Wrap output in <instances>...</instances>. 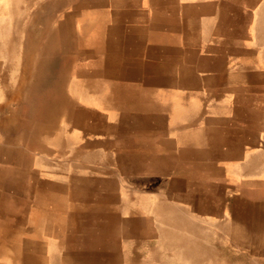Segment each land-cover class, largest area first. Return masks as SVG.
I'll use <instances>...</instances> for the list:
<instances>
[{"label":"rangeland","instance_id":"374dc122","mask_svg":"<svg viewBox=\"0 0 264 264\" xmlns=\"http://www.w3.org/2000/svg\"><path fill=\"white\" fill-rule=\"evenodd\" d=\"M58 6L49 13L57 15L51 57L45 50L47 66L37 77L47 85L45 104L36 106L35 138L29 141L25 129L23 147L48 154L57 171L80 165L73 170L87 178L85 189L68 193L73 206L46 207V191L33 195L35 205L23 206L14 202L15 189L0 183V264H94L115 251L141 256L145 264H188L172 259L177 245L157 244L154 224L168 215L195 219L201 249L191 264H264V47L251 39L264 0H68ZM15 144L0 136L1 147L13 151ZM31 165L42 177L30 178L39 188L47 181L40 173L45 163ZM1 194L10 199L5 205ZM130 211L133 234L125 244Z\"/></svg>","mask_w":264,"mask_h":264},{"label":"crops","instance_id":"0c3cea01","mask_svg":"<svg viewBox=\"0 0 264 264\" xmlns=\"http://www.w3.org/2000/svg\"><path fill=\"white\" fill-rule=\"evenodd\" d=\"M2 1L3 2H0L1 5L5 4L6 2H9V1H12V2L17 1L18 2L17 4L19 5L18 7H16L17 11H18V16L17 17L15 16L9 22V29L8 30L10 31V33H9L10 36H12V42L10 43V46H12L14 50L28 49V50H32V51H33V47L35 46V44L36 43L39 44V42L41 41V39H42L41 33L43 35L44 32H46L47 19H50L48 14L49 13H55V11L53 12V9L51 7L52 4H60L61 5L60 7L58 6L59 8L56 9V11H58V9L62 8L63 3L66 4L68 2V0H48V1L47 0H20V1L19 0H2ZM64 7H65V5H64ZM50 17H53V18L56 17L57 18V15L56 16L51 15ZM39 24H41V25H39ZM21 28H22V31H21ZM33 29L37 30L36 32L39 36L37 37V39H35V41H34L35 44L32 47L30 45L31 40H32L31 38L30 39H25V38L19 39V38H20V36H31L30 33ZM20 41H22V42L20 43ZM24 41H27V43L24 44ZM1 52H2V50H1ZM1 52H0V56H1ZM30 62H31V59H28V66H29ZM0 66H1L0 67V80H1L0 81V106H2V109H0V113L2 114L0 116V118H2V117L3 118H10L11 117L13 124H14L15 133L18 134V137H19V138H17V142L15 141L16 147L14 146L13 151L15 153L13 155L12 160L9 161L6 159V162L9 161V163L7 165H4V161H5V157H4L3 165L0 166V168H2V170L5 168H7V169L12 168L14 170L16 169V170H18L17 176L24 174V173H31L32 172V177H30V178L39 179L40 176H37L36 172L32 170L34 165H31V164L32 163L42 164V161H43V164L45 163V166H44V169H42V170L43 171L45 170V171H44V173H41V172L40 173L43 177L46 178L45 180L60 179L62 181H65V183L70 184V187L75 186L76 193L79 195H83L84 189H85L86 178L83 174H80L77 171L79 168H81L80 165H72L71 170L68 169L69 165L67 168L63 166L64 168L62 167L61 171L59 172V171L53 169V164L50 162L51 159L48 158V156H49L48 154H47L48 156H46V155L26 153L27 151L23 147V141L26 138L25 129L27 130V132H29V137L27 138V139H29V141L32 140V138L33 139L35 138V132L36 131H35L34 126H36V124L38 125V123L36 122V117H35L37 114V110H36L37 107L36 106L38 105V103H40L41 105H43V103L45 104L43 99L45 98L44 93L46 91V86H45L46 82H44V79L43 80H37V77H36V79L31 80L29 78L28 73H26V74L23 73L22 67H19L17 69V71H16V69H14L15 67L10 70L8 68V61L5 59L0 60ZM3 66H5V68ZM2 80H4V81H2ZM10 81L13 83H9ZM22 81H28L29 82L30 87H29L28 92L26 93L27 95L22 97L21 94L19 93V102L15 101V100L12 101L13 92H10V90H11V88H13V89L17 88ZM37 82H39V84H40L39 87H37ZM35 84H36V91H34V88H33V86ZM1 88H3V89L1 90ZM22 99H25V101L22 102L21 101ZM5 105H6V107H5ZM243 105L244 106L248 105V102L243 101ZM25 107H27V108H25ZM21 108L25 109V114H23L21 112V110H20ZM22 115H25L26 118L21 119L20 116H22ZM28 117H31L33 121L32 122L29 121L27 119ZM26 120H27V122H25ZM40 125H42V124H40ZM27 127H28V129H27ZM46 128H47V126H46ZM0 136H3V132L1 130H0ZM3 137H4L5 141H7L8 134L4 135ZM77 157L84 158L82 156H77ZM78 159L79 158H77V162H78V163L76 162L77 164L83 163V162H81V160H78ZM71 162L73 163V161H71ZM42 168H43V166H42ZM73 168H75L77 170H73ZM34 173H35V175H34ZM83 177H84V180H83ZM30 178H24V180L26 181V179H30ZM40 178L42 179V177H40ZM74 181H77V182L72 184V182H74ZM45 182H48V181H45ZM45 182H44V184H46ZM40 185L42 186L43 183L40 182ZM52 189L50 192H48L46 189L45 190L46 194H53L54 192L52 191ZM68 190H63L61 192H65ZM77 191H79V192H77ZM79 199L81 201H83V197H79ZM67 203L65 204L66 206H70V205L73 206L72 204H70L69 199H67ZM78 204H77V206H83V204L82 205H80V204L78 205ZM54 205L55 206H65V205H62V203L60 205L58 203H54ZM45 206H53L52 200L50 199V201L47 202ZM191 208L195 209V208H197V206H191L190 205V207H189L190 211H191ZM129 214L130 215L127 218H125L126 221H124V223H125L124 227L127 228L126 233L128 234V237H127L128 239L125 240V244L131 243L132 234H133V232H132L133 217L131 215V211L129 212ZM158 218H160V219H157L158 223L154 224V228H153V233L155 234L154 236H155V238L158 239V240H156L157 244L166 243V244L177 245L178 246L177 247L178 253L172 254V259L174 261L179 259L180 261H188L189 262L188 264H191L190 262L196 261L197 260L198 241H197V224L195 222V219L189 217L190 222L188 223L186 221L185 216H183V215H181V217L176 216V215H168V216H164L163 218H162V216H160ZM186 222H187V224H186ZM162 224L169 226V227L164 229V226H162ZM120 225H121V221H119V225H117L116 229H121ZM185 231H188L187 237H185L186 236ZM176 232H178V233H176ZM178 239L182 240V242H179V244L177 241ZM160 240H162L163 242L162 243L159 242ZM116 243H118V240H116ZM198 249L200 250L201 248H198ZM130 255L131 254L129 252L115 251V253L113 255L110 254L109 257L101 256L100 262L94 263V264H134L133 263L134 261H136L137 264H145V261H146L145 258L138 256V259L134 260ZM168 256L169 255L166 253V257L164 259L169 258ZM146 264H148V263L146 262Z\"/></svg>","mask_w":264,"mask_h":264},{"label":"bare ground","instance_id":"6f19581e","mask_svg":"<svg viewBox=\"0 0 264 264\" xmlns=\"http://www.w3.org/2000/svg\"><path fill=\"white\" fill-rule=\"evenodd\" d=\"M20 1V0H19ZM48 1V0H47ZM0 2H3L2 0H0ZM18 2L17 1H14V2H12V1H9V2H6L5 4H0V52H1V50H2V52H1V56H0V60L2 59H5V60H7L8 61V68L11 70V69H13L14 67V69H16V71H17V69L19 68V67H22V70H23V73L24 74H26V73H28L29 74V78L31 79V80H34V79H36V77H40V71L43 69V68H45L46 66H47V62H48V58H47V53H45V50H48V52H49V57H51V52H50V49H51V44H52V36H53V34H52V32L53 31H50V27H52L53 29H56V28H54V22H53V17H50V15L48 14V16H49V18L50 19H47V28H49V32H48V34L45 36V38L44 39H42L41 40V42H39V44H35L34 43V41H35V39H37V37L39 36L38 34H37V30L36 29H33L32 31H31V36H29L32 40H31V43H30V45L33 47V45L35 44V46L33 47V51L32 50H30L31 52H23V51H21L22 49H20V50H14L13 49V47L12 46H10V43L12 42V36H10V31L8 30L9 29V22L16 16H18V11H17V8L16 7H18L19 5L17 4ZM107 6V5H106ZM48 7V6H47ZM58 8V7H57ZM103 7H101V9H102ZM112 8V7H111ZM82 9V8H81ZM86 9V8H85ZM99 9V8H98ZM106 9V8H105ZM109 9V8H108ZM107 9V10H108ZM84 10V9H83ZM89 10V9H88ZM93 10V9H92ZM104 10V9H103ZM81 11V10H80ZM39 12V11H38ZM82 12V11H81ZM99 12V11H98ZM104 13H105V11H104ZM259 13H260V17L258 18V16H257V18H256V27H254V28H256V30H255V34H254V36H253V38H251L252 40H254L255 41V43H257V44H259V45H261V46H263L264 47V37H263V35H264V6H262L260 9H259ZM39 14V13H38ZM85 14V13H84ZM40 15V14H39ZM62 15V14H61ZM37 16V15H36ZM42 16V15H41ZM102 16V15H101ZM40 17V16H39ZM32 18V17H31ZM38 19V18H37ZM95 19V18H94ZM104 19V18H103ZM102 19V20H103ZM26 20V19H25ZM48 20H50V23L48 22ZM33 21V20H32ZM46 21V20H45ZM93 21V20H92ZM91 21V22H92ZM89 22V21H88ZM86 23V22H85ZM100 23H101V21H100ZM39 25H41V24H39ZM51 25V26H50ZM96 25V24H95ZM23 27V26H22ZM260 28H261V32H259L260 31ZM75 30V29H74ZM21 31H22V28H21ZM45 31V30H44ZM93 32V31H92ZM252 33V32H251ZM45 34H46V32H45ZM252 35V34H251ZM41 36H42V33H41ZM89 36H91V35H89ZM26 37V36H25ZM92 37V36H91ZM19 40V39H18ZM25 40V39H24ZM48 40V45H46V43L42 46V43H44L45 41H47ZM76 40V39H75ZM38 42V41H37ZM248 42V41H247ZM252 42V41H251ZM19 43V42H18ZM25 43V42H24ZM246 43V42H245ZM172 45H175V44H172ZM235 45V44H234ZM244 45V44H243ZM254 46V45H253ZM26 47V46H25ZM259 47V46H258ZM253 48V47H252ZM246 49H248V48H246ZM241 50V49H240ZM29 51V50H28ZM252 51V50H251ZM240 53V52H239ZM24 54L27 56L26 57V62L24 63V65H22L23 63H22V61L20 60V57H24ZM255 54V53H254ZM242 56V55H241ZM248 57V56H247ZM252 57V56H251ZM255 57H257V56H255ZM259 58V57H258ZM263 58H264V56H263ZM28 59H31V62L29 63V66H28ZM126 62V61H125ZM258 63V62H257ZM260 63V62H259ZM53 64V63H52ZM138 64V63H137ZM221 65V64H220ZM7 66V65H6ZM1 67V66H0ZM4 68H5V66H3ZM141 67V66H140ZM216 70V69H215ZM63 71H65V70H63ZM9 72V71H8ZM181 72V71H180ZM241 72V71H240ZM13 73V72H12ZM183 74V73H182ZM181 74V75H182ZM16 75V74H15ZM77 75V74H76ZM140 75V74H139ZM179 76V75H178ZM184 76V75H183ZM13 77V76H12ZM63 77V76H62ZM66 77V76H65ZM79 77V76H78ZM16 78V77H15ZM69 79V78H68ZM5 80V79H4ZM4 80H2V81H4ZM65 80H67V78H65ZM1 81V80H0ZM9 81V80H8ZM19 81V80H18ZM63 81V80H62ZM9 83H13V82H9ZM182 83V82H181ZM186 83H188V82H186ZM231 83V82H230ZM18 84V83H17ZM39 82H37V87H39ZM228 85V84H227ZM2 86V85H1ZM45 86H47L46 84H45ZM63 86V85H62ZM189 86V85H188ZM29 87H30V85H29V82L28 81H22L21 83H20V85L17 87V88H15V89H13V88H11V90H10V92H13V96H12V101H17V102H19V93L21 94V96L22 97H24L25 95H27L26 93L28 92V90H29ZM5 88V87H4ZM33 88H34V91H36V84L33 86ZM190 88V87H189ZM3 88H1V90H2ZM68 89V88H67ZM193 89V88H192ZM38 90V89H37ZM194 90H195V88H194ZM69 91V90H68ZM81 91H82V89H81V87H80V89L79 90H77V91H75V92H70V93H81ZM7 92V91H6ZM2 93V92H1ZM8 93V92H7ZM96 93V92H95ZM82 94H85V93H82ZM65 95V94H64ZM98 95V94H97ZM3 96V95H2ZM65 96H67V95H65ZM64 96V97H65ZM76 96V95H75ZM170 96V95H169ZM81 97H82V95H81ZM156 97V96H155ZM165 97V96H164ZM172 97V96H171ZM170 97V98H171ZM84 98V96L82 97V99ZM169 98V99H170ZM190 98V97H189ZM197 100V99H196ZM207 100V99H206ZM211 100V99H210ZM22 102L23 101H25V99H22L21 100ZM94 101H95V99H94ZM143 101V100H142ZM146 101V100H145ZM217 101V100H216ZM220 102H221V99L219 100ZM167 102V101H166ZM145 103V102H144ZM147 103V102H146ZM150 103V102H149ZM189 103V102H188ZM225 103V102H224ZM137 104V103H136ZM208 104V103H207ZM222 104V103H221ZM98 105V104H97ZM215 105H217V104H215ZM219 105V104H218ZM5 107H6V105H5ZM14 107V106H13ZM196 107V106H195ZM25 108H27V107H25ZM151 108V107H150ZM0 109H2V106H0ZM10 109V108H9ZM65 109V108H64ZM133 109V108H132ZM131 109V110H132ZM135 109V108H134ZM226 109H227V107H226ZM7 110V109H6ZM128 110V109H127ZM130 110V109H129ZM149 110V109H148ZM151 110V109H150ZM175 110V109H174ZM228 110V109H227ZM176 111V110H175ZM192 110H190V112H191ZM199 111V110H198ZM225 111V110H224ZM240 112L239 113H242V114H248L247 113V110H245V109H243V110H239ZM12 112V111H11ZM64 112V111H63ZM132 112V111H131ZM143 112H145V110L143 111ZM177 112V111H176ZM208 112H209V109H208ZM219 112H221L220 110H219ZM228 112H229V110H228ZM14 113V112H13ZM146 113H147V111H146ZM189 113V112H188ZM192 113H197V112H192ZM224 113V112H223ZM223 113H222V115H223ZM178 114V113H177ZM190 114V113H189ZM221 114V113H220ZM141 115V114H140ZM146 115H148V114H146ZM11 116V115H10ZM102 116V115H101ZM150 116V115H149ZM199 116V115H198ZM209 116V115H208ZM5 117V116H4ZM106 117V116H105ZM116 118V117H115ZM197 118V117H196ZM29 121H33L32 120V118L31 117H28L27 118ZM105 119V118H104ZM193 119V118H192ZM209 120H210V118H208ZM198 120V119H197ZM243 120V119H242ZM61 121V120H60ZM109 121V120H108ZM108 121H107V123H108ZM112 121V120H111ZM150 121V120H149ZM195 121V120H194ZM201 121V120H200ZM211 121V120H210ZM240 121V120H239ZM114 122H115V120H114ZM118 121H117V119H116V123H117ZM137 122V121H136ZM142 122V121H141ZM34 123V122H33ZM107 123H105V124H107ZM119 123V122H118ZM160 123V122H159ZM188 123H190V122H188ZM212 123H214V122H212ZM35 124V123H34ZM95 124H97V123H95ZM124 124V123H123ZM147 124V123H146ZM205 124V123H204ZM207 124V123H206ZM91 125V124H90ZM137 125H138V123H137ZM141 125V124H140ZM148 125V124H147ZM151 125L153 126V124L151 123ZM150 125V126H151ZM208 125V124H207ZM210 125V124H209ZM111 126H113V125H111ZM122 126V125H121ZM154 126H155V123H154ZM161 126V125H160ZM193 126H195V125H193ZM16 127V126H15ZM35 127V126H34ZM40 127V126H39ZM93 127V126H92ZM95 127V126H94ZM99 127V126H98ZM115 127V126H114ZM126 127V126H125ZM141 127V126H140ZM164 127V126H163ZM178 127V126H177ZM116 128V127H115ZM136 128H138V127H136ZM165 128V127H164ZM179 128V127H178ZM134 129V128H133ZM168 129V128H167ZM194 129V128H193ZM0 130L3 132V136L4 135H6V134H8V138L9 139H13V142H15L16 140H17V138H19L18 137V134H16L15 133V128H14V124H13V121H12V119H11V117L10 118H0ZM100 130V129H99ZM115 130H117V129H115ZM128 130V129H127ZM55 131V130H54ZM95 131V130H94ZM120 132H122L121 130H119ZM162 131V130H161ZM166 131V130H165ZM178 131H179V129H178ZM196 131V130H195ZM39 132V131H38ZM112 132V131H111ZM158 132V131H157ZM180 132V131H179ZM179 132H178V134H179ZM186 132V131H185ZM103 133V132H102ZM123 133V132H122ZM159 133V132H158ZM166 133V132H165ZM97 134V133H96ZM110 134V133H109ZM108 134V135H109ZM112 134V133H111ZM152 134V133H151ZM160 134H161V132H160ZM174 134V133H173ZM197 134V133H196ZM34 135V134H33ZM42 135V134H41ZM98 135V134H97ZM103 135V134H102ZM146 135V134H145ZM52 136V135H51ZM79 136H80V134H79ZM79 136H78V138H79ZM104 136V135H103ZM123 136V135H122ZM98 137H99V135H98ZM119 137H121V136H119ZM183 137V136H182ZM252 137V136H251ZM1 138H2V136H1ZM113 138V137H112ZM118 138V137H117ZM33 139V138H32ZM36 139H37V137H36ZM111 139V138H110ZM183 139V138H182ZM20 140V139H19ZM63 140V139H62ZM132 140V139H131ZM174 140V139H173ZM179 141V140H178ZM17 142V141H16ZM45 142V141H44ZM114 142V141H113ZM131 142V141H130ZM155 142H156V140H155ZM184 142V141H183ZM199 142V141H198ZM201 142V141H200ZM132 143V142H131ZM44 144V143H43ZM98 144V143H97ZM99 144H100V142H99ZM159 144V143H158ZM11 145V144H10ZM22 145V144H21ZM20 145V146H21ZM125 145H127L126 143H125ZM36 146V145H35ZM128 146H130L129 144H128ZM197 146V145H196ZM201 146V145H200ZM15 147H16V145H15ZM48 147V146H47ZM67 147V146H66ZM127 147V146H126ZM164 147V146H163ZM182 147V146H181ZM51 148V147H50ZM189 148H191V147H189ZM203 148V147H202ZM97 149V148H96ZM102 149V148H101ZM39 150V149H38ZM41 150V149H40ZM44 150V149H43ZM50 150V149H49ZM61 150V149H60ZM176 150V149H175ZM51 151V150H50ZM79 151V150H78ZM84 151V150H83ZM88 151V150H87ZM110 151V150H109ZM122 151V150H121ZM140 151V150H139ZM151 152V151H150ZM14 151H12L10 148L8 149L7 147H1L0 146V156L1 157H3L2 158V160L0 161V164L1 165H3V160H4V157H5V161H4V165H7L8 163H9V161H11L12 160V158H13V155H14ZM51 153V152H50ZM72 153V152H71ZM84 153V152H83ZM97 153V152H96ZM100 153V152H99ZM118 154V153H117ZM55 155V154H54ZM65 155V154H64ZM63 155V156H64ZM137 155V154H136ZM172 155V154H171ZM47 156V155H46ZM72 156V155H71ZM108 156V155H107ZM123 155H119V158H121ZM128 156V155H127ZM68 157V156H67ZM75 157V156H74ZM93 158H94V156H92ZM205 157V156H204ZM34 158V157H33ZM54 158V157H53ZM102 158V157H101ZM6 159L7 160H9V161H7L6 162ZM73 159V158H72ZM71 159V160H72ZM104 159V158H103ZM208 159V158H207ZM79 160V159H78ZM98 160V159H97ZM137 160V159H136ZM150 160V159H149ZM114 161V160H113ZM82 162V161H81ZM98 162V161H97ZM101 162V161H100ZM227 162V161H226ZM12 163V162H11ZM42 163H43V161H42ZM78 163V162H77ZM105 163V162H104ZM132 163H134V162H132ZM194 163V162H193ZM100 164V163H99ZM121 165H123V162L122 161H119V163L117 164V166L119 167V170H121L122 169V167H121ZM136 165H137V162H136ZM140 165V164H139ZM142 165V164H141ZM60 166V165H59ZM114 166V165H113ZM143 166V165H142ZM200 166V165H199ZM61 167V166H60ZM63 167V166H62ZM109 167V166H108ZM133 167V166H132ZM157 167V166H156ZM163 167V166H162ZM64 168V167H63ZM116 168V167H115ZM54 169V168H53ZM69 169V168H68ZM152 169V170H151ZM150 170H151V172L153 171V168H151ZM14 169H12V168H5V169H3V170H0V183L2 184L1 185V187H2V189H4V190H6V189H8V188H13V189H15L14 191H15V196H14V202L15 203H18V204H23V206H28V204L29 205H35V203L37 202V200H33V195L34 194H39V195H41V194H43L44 193V191L47 189V191L48 192H50L51 191V189H52V191L54 192L53 194H48V195H50L51 197H50V199L52 200V202H53V204L54 203H58L59 205L62 203V205H65L66 203H67V199H69V192L70 191H74V190H76V188H75V186H72V187H70V184H68V183H65V181H62V180H60V181H58V180H55V181H51V182H45L46 184H44L43 183V185L41 186V187H36L35 186V184H37V182L36 181H34V179L31 181V179H30V183H28V182H26L25 180H24V178H30V177H32V172L31 173H24V174H21V175H19V176H17L18 175V170H14ZM26 170V169H25ZM50 170V169H49ZM118 170V169H117ZM133 170V169H132ZM182 170H184L183 168H182ZM186 170V169H185ZM218 170H221V169H218ZM37 171V170H36ZM45 171V170H44ZM44 171H42L41 173H44ZM58 171H59V169H58ZM131 171V170H130ZM196 171H198V169L196 170ZM223 171V170H222ZM47 172V171H46ZM60 172V171H59ZM134 172V171H133ZM204 172V171H203ZM170 173H172V172H170ZM174 173V172H173ZM223 173V172H222ZM221 173V174H222ZM138 174V173H137ZM154 174V173H153ZM168 174V173H167ZM184 174V173H183ZM193 174H195V173H193ZM192 174V175H193ZM197 174V173H196ZM200 174V173H199ZM220 174V173H219ZM34 175H35V173H34ZM38 175V174H37ZM59 175V174H58ZM140 175V174H139ZM151 175V174H150ZM182 175V174H181ZM192 175H190V176H192ZM207 175V174H206ZM63 176V175H62ZM187 177V176H186ZM7 178V180H4V179H6ZM82 178V177H81ZM111 178V177H110ZM165 178V177H164ZM193 178V177H192ZM87 179V178H86ZM106 179H108V178H106ZM194 179V178H193ZM83 180H84V177H83ZM92 180V179H91ZM133 180V179H132ZM131 180V181H132ZM139 180V179H138ZM156 180V179H155ZM170 180V179H169ZM173 180V186L175 185L174 183H175V180H174V178L173 179H171L170 181H172ZM182 180H183V178H182ZM48 181V180H47ZM154 181V180H153ZM186 181V180H185ZM187 181H188V179H187ZM194 181V180H193ZM75 182H77V181H74V182H72V184L73 183H75ZM141 182V181H140ZM163 182V181H162ZM198 182V181H197ZM194 183V182H193ZM29 184H31V185H29ZM103 184V183H102ZM155 184V183H154ZM192 184V183H191ZM151 185H153V184H151ZM188 185V184H187ZM224 185V184H223ZM157 186V185H156ZM166 186V185H165ZM191 186V185H190ZM221 186H222V184H221ZM147 187V186H146ZM220 187V186H219ZM223 187V186H222ZM153 188H154V186H153ZM160 188V187H159ZM163 188V187H162ZM218 188V187H217ZM227 188V187H226ZM69 189V190H68ZM119 189V188H118ZM196 189V188H195ZM63 190H68V191H65V192H61V191H63ZM165 190V189H164ZM123 191V190H122ZM221 191V190H220ZM75 192V191H74ZM77 192H79V191H77ZM86 192V191H85ZM124 192V191H123ZM58 193H60L61 195H59L58 196ZM94 193V192H93ZM45 194V193H44ZM74 194V193H73ZM77 194V193H76ZM98 194V193H97ZM136 194V193H135ZM2 196H3V205H5V204H7L8 203V201L10 200L9 198H7L4 194H1ZM46 195V194H45ZM71 195V194H70ZM79 195V194H78ZM117 195V194H116ZM132 195V194H131ZM105 196V195H104ZM113 196H115V195H113ZM137 196V195H136ZM178 196V195H177ZM231 196V195H230ZM102 197V196H101ZM224 197V196H223ZM227 197V196H226ZM138 198V197H137ZM141 198V197H140ZM143 198V197H142ZM195 197H193V199H194ZM244 198V197H243ZM37 199V198H36ZM77 199V198H76ZM147 199V198H146ZM80 200V199H79ZM179 201H180V199H178ZM127 201V200H126ZM141 201V200H140ZM155 201V200H154ZM171 201V200H170ZM178 201V202H179ZM187 201V200H186ZM252 201V200H251ZM40 202V201H39ZM196 202H197V200H196ZM153 203V202H152ZM68 204V203H67ZM193 204V203H192ZM195 204V203H194ZM224 204V203H223ZM39 205V204H38ZM128 205H129V203H128ZM149 205V204H148ZM184 205V204H183ZM43 206V205H42ZM66 206V205H65ZM71 206V205H70ZM86 206H90V205H86ZM93 206H94V204H93ZM47 207V206H46ZM129 207V206H128ZM128 207H126V208H128ZM201 207V206H200ZM91 208V207H90ZM114 208V207H113ZM230 208V207H229ZM43 210H45V209H43ZM57 210V209H56ZM107 210V209H106ZM23 211V210H22ZM64 211V210H63ZM47 212H49V211H47ZM65 212V211H64ZM69 211H67V213H68ZM127 212V211H126ZM50 213V212H49ZM77 213V212H76ZM83 213H85V212H83ZM88 213V212H87ZM91 213V212H90ZM101 213V212H100ZM99 213V214H100ZM116 213V212H115ZM65 214H66V212H65ZM73 214H75V213H73ZM51 215H52V213H51ZM67 215V214H66ZM96 215H98V214H96ZM95 215V217H97ZM123 215H124V213H123ZM25 216V215H24ZM60 216H62V215H60ZM85 216V215H84ZM87 216V215H86ZM120 216V215H119ZM54 217V216H53ZM71 217V216H70ZM125 217V216H124ZM25 218V217H24ZM67 218V217H66ZM82 218V217H81ZM52 219V218H51ZM63 219V218H62ZM92 219V218H91ZM122 219V218H121ZM53 220V219H52ZM49 220H47V222H48ZM64 222V221H63ZM67 222H69L68 220H67ZM66 222V223H67ZM19 223V222H18ZM53 223V222H52ZM60 223V222H59ZM96 223V222H95ZM94 223V224H95ZM116 223V222H115ZM72 224V223H71ZM112 224V223H111ZM186 224H187V222H186ZM46 225V224H45ZM67 225V224H66ZM69 225V224H68ZM66 226V227H69V226ZM122 225V224H121ZM120 225V226H121ZM133 225V224H132ZM9 226V225H8ZM63 226V225H62ZM72 226V225H71ZM75 226V225H74ZM183 226V225H182ZM13 227V226H12ZM49 227H51V226H49ZM54 227V226H53ZM129 227V226H128ZM162 227V226H161ZM14 228V227H13ZM185 228V227H184ZM15 229V228H14ZM31 229V228H30ZM66 229V228H65ZM125 229H127V228H125ZM165 229V228H164ZM31 230H33V228L31 229ZM178 230V229H177ZM21 231V230H20ZM49 231V230H48ZM127 231V230H126ZM64 232H65V230H64ZM69 232V231H68ZM67 232V233H68ZM129 232V231H128ZM187 232V231H186ZM15 233V232H14ZM71 233V232H70ZM69 233V234H70ZM176 233H178V232H176ZM11 234H12V232H11ZM181 234V233H180ZM43 235V234H42ZM45 235V234H44ZM48 235V234H47ZM10 236V235H9ZM11 236H13V235H11ZM16 236V235H15ZM49 236V235H48ZM60 236V235H59ZM122 236V235H121ZM125 237V236H124ZM139 237V236H138ZM99 238V237H98ZM116 238V237H115ZM123 238V237H122ZM71 239V238H70ZM102 239V238H101ZM26 240H28V239H26ZM30 240V239H29ZM84 240V239H83ZM111 240V239H110ZM116 240H117V238H116ZM99 241H100V239H99ZM102 241H103V239H102ZM178 241V244H179V242H182V240L181 239H178L177 240ZM8 242V241H7ZM27 242V241H26ZM42 242V241H41ZM95 243V242H94ZM27 244H29L28 242H27ZM96 245L98 244V242H96L95 243ZM32 245V244H31ZM35 245V244H34ZM1 246V245H0ZM37 246H38V244H37ZM103 246V245H102ZM102 246L100 247V248H102ZM111 246V245H110ZM4 247V246H3ZM50 247V246H49ZM91 247V246H90ZM112 247V246H111ZM28 248V247H27ZM29 248H30V246H29ZM93 248H95V249H98V248H96L95 246H93ZM54 249V248H53ZM94 249V250H95ZM51 250V249H50ZM92 250V249H91ZM100 250V249H99ZM124 250V249H123ZM39 251V250H38ZM41 251V250H40ZM56 251V250H55ZM27 252H28V250H27ZM31 252V251H30ZM77 252H78V250H77ZM32 253V252H31ZM38 253V252H37ZM45 253V252H44ZM150 253V252H149ZM110 254V253H109ZM154 254V253H153ZM174 254V253H173ZM84 255V254H83ZM148 255V254H147ZM32 256V255H31ZM36 256H40V255H36ZM35 256V257H36ZM21 257V256H20ZM24 258V257H23ZM38 258V257H37ZM153 258H154V256H153ZM191 258V257H190ZM34 260V259H33ZM45 261V260H44ZM28 263V262H27ZM37 263V262H36ZM162 263H163V261H162ZM161 263V264H162ZM28 264H30V263H28Z\"/></svg>","mask_w":264,"mask_h":264}]
</instances>
